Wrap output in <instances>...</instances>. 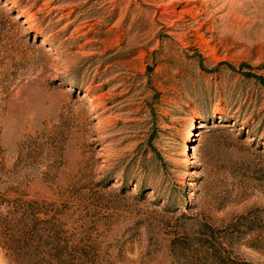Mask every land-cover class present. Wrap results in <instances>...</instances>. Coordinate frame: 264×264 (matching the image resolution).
I'll list each match as a JSON object with an SVG mask.
<instances>
[{"label": "rangeland", "instance_id": "obj_1", "mask_svg": "<svg viewBox=\"0 0 264 264\" xmlns=\"http://www.w3.org/2000/svg\"><path fill=\"white\" fill-rule=\"evenodd\" d=\"M0 264H264V0H0Z\"/></svg>", "mask_w": 264, "mask_h": 264}, {"label": "bare ground", "instance_id": "obj_2", "mask_svg": "<svg viewBox=\"0 0 264 264\" xmlns=\"http://www.w3.org/2000/svg\"><path fill=\"white\" fill-rule=\"evenodd\" d=\"M236 1H237V0H232L233 3H236ZM220 11H221V10H220ZM18 18H19V16H18ZM200 127H201V126H200ZM201 129H202V128H201Z\"/></svg>", "mask_w": 264, "mask_h": 264}]
</instances>
